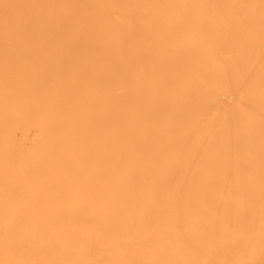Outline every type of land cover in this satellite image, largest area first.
Segmentation results:
<instances>
[{
    "label": "bare ground",
    "instance_id": "6f19581e",
    "mask_svg": "<svg viewBox=\"0 0 264 264\" xmlns=\"http://www.w3.org/2000/svg\"><path fill=\"white\" fill-rule=\"evenodd\" d=\"M0 264H264V0H0Z\"/></svg>",
    "mask_w": 264,
    "mask_h": 264
}]
</instances>
